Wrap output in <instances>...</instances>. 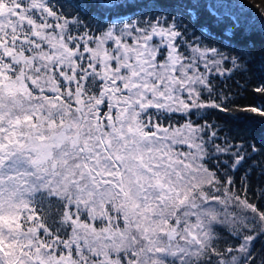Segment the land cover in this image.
<instances>
[{
  "label": "snow or ice",
  "instance_id": "obj_1",
  "mask_svg": "<svg viewBox=\"0 0 264 264\" xmlns=\"http://www.w3.org/2000/svg\"><path fill=\"white\" fill-rule=\"evenodd\" d=\"M169 7L0 0V264H264V144L192 119L264 124V81L252 104L225 91L245 6ZM200 10L231 21L219 41Z\"/></svg>",
  "mask_w": 264,
  "mask_h": 264
},
{
  "label": "trees",
  "instance_id": "obj_2",
  "mask_svg": "<svg viewBox=\"0 0 264 264\" xmlns=\"http://www.w3.org/2000/svg\"><path fill=\"white\" fill-rule=\"evenodd\" d=\"M163 9L171 11L169 7V0H158ZM245 10L240 13V26L235 30V35L232 37L231 43L233 48L244 52L248 60L247 71L243 74H236L232 80L227 83L225 91H230V94L237 97V103L241 105L255 103V94L252 88L256 87L261 81H264V20H262L261 10H264V0H242ZM145 9H130L129 11L141 12ZM157 11L162 9L158 8ZM200 24L206 25L213 38V41L221 39V33L231 26V21H225L218 24L206 12L200 10ZM235 81L244 85L247 89L243 91L242 95H237L242 90L237 87ZM213 110H206L205 112L193 116L194 121L204 122V116H207L209 122H214L222 127L225 133H228L234 138V142L238 141L241 137L244 138L246 144L254 143L258 147L264 144V124L254 121H233L229 119L227 122L224 119H217V115H207L208 112ZM238 111V110H237ZM221 117L224 114H219ZM247 115V114H242ZM259 117L256 121H259ZM222 143V141H221ZM256 161L264 165V155L255 157ZM251 163V162H249ZM245 169L233 174L235 183V191L238 195L243 196L245 193L242 191L243 185L241 177H243ZM257 188L264 189V178L259 176L258 170H253L248 187L247 196L250 202L261 203L258 201ZM223 247V243H221ZM257 251L264 249V240L256 243Z\"/></svg>",
  "mask_w": 264,
  "mask_h": 264
}]
</instances>
